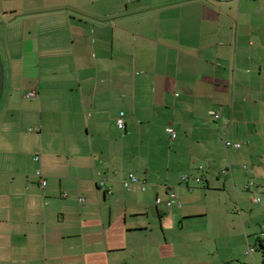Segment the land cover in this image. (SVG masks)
<instances>
[{
    "label": "crops",
    "instance_id": "crops-1",
    "mask_svg": "<svg viewBox=\"0 0 264 264\" xmlns=\"http://www.w3.org/2000/svg\"><path fill=\"white\" fill-rule=\"evenodd\" d=\"M24 2L4 9L0 264H264L221 140L261 74L255 1Z\"/></svg>",
    "mask_w": 264,
    "mask_h": 264
},
{
    "label": "rangeland",
    "instance_id": "rangeland-1",
    "mask_svg": "<svg viewBox=\"0 0 264 264\" xmlns=\"http://www.w3.org/2000/svg\"><path fill=\"white\" fill-rule=\"evenodd\" d=\"M250 1H255L258 6L257 37L264 47V0ZM22 5H25L24 0H0V52L4 68L7 64L5 37L10 32L7 23L10 17L4 9ZM260 62L261 74L254 78L253 83L249 82L250 97L243 104L244 113L236 118L240 128L236 129L235 122L229 132H222L221 140L225 133L226 140L240 143L239 147H226L222 142L226 160L224 167L229 169L231 183L229 192L232 200L228 207H235L240 217L249 223L250 229L264 237L261 233L264 226V51ZM197 176L202 178V175ZM251 182L254 184L247 187ZM256 197L260 200L256 201Z\"/></svg>",
    "mask_w": 264,
    "mask_h": 264
},
{
    "label": "built area",
    "instance_id": "built-area-1",
    "mask_svg": "<svg viewBox=\"0 0 264 264\" xmlns=\"http://www.w3.org/2000/svg\"><path fill=\"white\" fill-rule=\"evenodd\" d=\"M29 94H34V91H31ZM211 113L215 116V117H218L219 116V113L218 112H216V111H211ZM118 126L119 127H121V128H124L125 127V119H124V112H121V115H120V117L118 118ZM168 131L171 133V135H172V137H175L176 136V131H175V129L173 128V127H169L168 128ZM223 140H224V143H225V146H235V147H239L240 146V143L239 142H231V141H229V140H226V138L224 137L223 138ZM38 173L39 174H42V171L41 170H39L38 171ZM131 176V179L130 180H127L125 183H126V185L128 186L129 184H130V182H131V180H135L136 179V176L134 175V174H131L130 175ZM197 179H198V181H201V179L202 178H200V177H197ZM46 178H43L42 179V183H43V185H45L46 184ZM103 182V181H102ZM172 196H175V193H172L171 194ZM255 200L256 201H259L260 200V198L259 197H256L255 198ZM162 202H164V203H166V204H171V200L170 199H166V200H163V199H161V198H157L156 199V204H161Z\"/></svg>",
    "mask_w": 264,
    "mask_h": 264
},
{
    "label": "water",
    "instance_id": "water-1",
    "mask_svg": "<svg viewBox=\"0 0 264 264\" xmlns=\"http://www.w3.org/2000/svg\"><path fill=\"white\" fill-rule=\"evenodd\" d=\"M4 76H5V69H4L1 52H0V99H1L3 87H4Z\"/></svg>",
    "mask_w": 264,
    "mask_h": 264
},
{
    "label": "trees",
    "instance_id": "trees-1",
    "mask_svg": "<svg viewBox=\"0 0 264 264\" xmlns=\"http://www.w3.org/2000/svg\"><path fill=\"white\" fill-rule=\"evenodd\" d=\"M262 232H263V234H264V226H262ZM259 244H260V245L262 244V240H260ZM253 249H254V247H250V248H249V252H250V250H253Z\"/></svg>",
    "mask_w": 264,
    "mask_h": 264
}]
</instances>
